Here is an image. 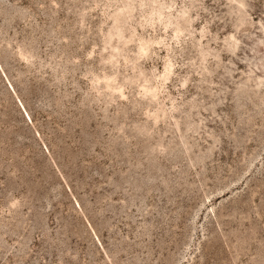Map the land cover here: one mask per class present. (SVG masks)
Segmentation results:
<instances>
[{
    "label": "rangeland",
    "instance_id": "rangeland-1",
    "mask_svg": "<svg viewBox=\"0 0 264 264\" xmlns=\"http://www.w3.org/2000/svg\"><path fill=\"white\" fill-rule=\"evenodd\" d=\"M0 264H264V0H0Z\"/></svg>",
    "mask_w": 264,
    "mask_h": 264
}]
</instances>
